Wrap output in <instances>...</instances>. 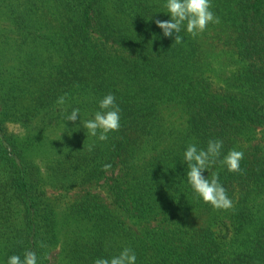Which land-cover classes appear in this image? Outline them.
Masks as SVG:
<instances>
[{
    "label": "trees",
    "instance_id": "trees-1",
    "mask_svg": "<svg viewBox=\"0 0 264 264\" xmlns=\"http://www.w3.org/2000/svg\"><path fill=\"white\" fill-rule=\"evenodd\" d=\"M165 4L0 0V264L125 247L136 264H264V0H211L220 23L181 44L155 23ZM109 93L120 129L100 141L83 121ZM209 140L227 210L188 183L184 152ZM233 149L241 172L220 163Z\"/></svg>",
    "mask_w": 264,
    "mask_h": 264
},
{
    "label": "clouds",
    "instance_id": "clouds-1",
    "mask_svg": "<svg viewBox=\"0 0 264 264\" xmlns=\"http://www.w3.org/2000/svg\"><path fill=\"white\" fill-rule=\"evenodd\" d=\"M165 7L171 15V20L162 21L156 19V25L163 30L165 37L171 38L175 33V44H181L183 37L180 35L182 28L193 38L203 33L209 24H219L220 18L211 10V0H166ZM66 96H61L57 103L63 105ZM99 111L94 117L83 121V127L100 141L108 140V133L120 129V108L116 103L114 94H107L99 101ZM80 110L73 109L67 116V121H77ZM92 145L88 150L91 151ZM223 148L222 140H209L206 149L198 148L196 144H189L184 152V161L187 163V179L192 189L216 209H230L233 207L232 200L227 195V190L219 182L217 173L211 174V179L205 178L204 172L214 165L221 155ZM244 153L238 150H230L220 163L225 165L230 172H241L240 162ZM111 164L103 166L105 171L110 170ZM42 248L46 245L41 242ZM137 256L130 247H125L117 256L112 258H97L94 264H136ZM7 264H38L37 254L26 250L23 259L18 255L9 257Z\"/></svg>",
    "mask_w": 264,
    "mask_h": 264
}]
</instances>
